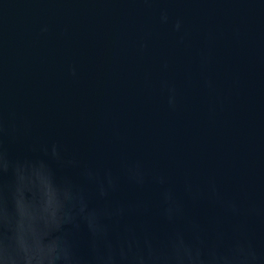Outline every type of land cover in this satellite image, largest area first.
<instances>
[{"label": "water", "instance_id": "obj_1", "mask_svg": "<svg viewBox=\"0 0 264 264\" xmlns=\"http://www.w3.org/2000/svg\"><path fill=\"white\" fill-rule=\"evenodd\" d=\"M0 145L103 212L85 255L182 236L264 264V0H0Z\"/></svg>", "mask_w": 264, "mask_h": 264}, {"label": "clouds", "instance_id": "obj_2", "mask_svg": "<svg viewBox=\"0 0 264 264\" xmlns=\"http://www.w3.org/2000/svg\"><path fill=\"white\" fill-rule=\"evenodd\" d=\"M45 151H47L45 149ZM52 155L59 159L56 145ZM111 183V179H109ZM100 190L105 193L103 183ZM103 212L90 205L84 188L58 173L41 156H13L0 145V264H254V252L238 244L205 254L177 236L170 251L138 248L131 239L89 255L75 239L86 225L93 237L107 234Z\"/></svg>", "mask_w": 264, "mask_h": 264}]
</instances>
